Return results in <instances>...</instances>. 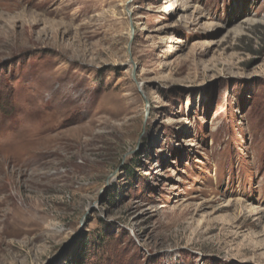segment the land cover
I'll return each instance as SVG.
<instances>
[{"label":"rangeland","instance_id":"374dc122","mask_svg":"<svg viewBox=\"0 0 264 264\" xmlns=\"http://www.w3.org/2000/svg\"><path fill=\"white\" fill-rule=\"evenodd\" d=\"M0 264H264V0H0Z\"/></svg>","mask_w":264,"mask_h":264},{"label":"bare ground","instance_id":"6f19581e","mask_svg":"<svg viewBox=\"0 0 264 264\" xmlns=\"http://www.w3.org/2000/svg\"><path fill=\"white\" fill-rule=\"evenodd\" d=\"M226 206H228V205H225L224 207H226ZM170 209H171L170 212H175V210H177V207L175 205H173ZM251 212H253L251 214V216L257 214V212L254 209H251Z\"/></svg>","mask_w":264,"mask_h":264},{"label":"water","instance_id":"95a60500","mask_svg":"<svg viewBox=\"0 0 264 264\" xmlns=\"http://www.w3.org/2000/svg\"><path fill=\"white\" fill-rule=\"evenodd\" d=\"M132 33L134 34V29L132 28Z\"/></svg>","mask_w":264,"mask_h":264}]
</instances>
